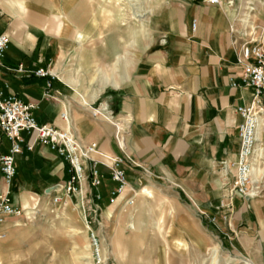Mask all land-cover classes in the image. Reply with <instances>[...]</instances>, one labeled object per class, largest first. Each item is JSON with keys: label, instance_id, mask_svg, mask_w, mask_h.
<instances>
[{"label": "crops", "instance_id": "crops-1", "mask_svg": "<svg viewBox=\"0 0 264 264\" xmlns=\"http://www.w3.org/2000/svg\"><path fill=\"white\" fill-rule=\"evenodd\" d=\"M226 1L153 0L152 36L148 43L145 33L138 36L139 46L130 52L124 42L128 34L122 32L120 41L113 15L104 13L103 4L111 0H0V33L11 37L0 62L1 84L7 95L36 105L39 123L69 128L84 144L95 142L101 153L123 158L127 187L114 201L117 182L108 164L99 165L103 223H109L131 195H142L145 184H159L176 193L178 211L170 224L181 235L175 239L178 247L205 252L213 223L224 238L236 234L252 241L245 247L255 246L264 263V126L252 160L253 196H231L233 175L221 165L238 159L243 118L237 108L252 101L238 63L241 28L235 29ZM136 16L145 13L139 10ZM40 69L48 75H36ZM93 72L100 77L95 79ZM64 112L68 121L62 118ZM128 123L122 151L115 125ZM23 146L16 159V188L18 180L40 177L47 194L69 179L68 165L55 152L42 144L31 151ZM9 147L3 137L1 152ZM97 158L106 161L100 154ZM84 188L89 191L88 182ZM32 192V185L17 192L25 209L30 208L27 195ZM13 220L11 216L0 225V232H6L0 241L2 260ZM82 231L89 236L87 229ZM159 257L161 264H185L194 254L188 260L167 253ZM143 258L152 262V256Z\"/></svg>", "mask_w": 264, "mask_h": 264}, {"label": "rangeland", "instance_id": "rangeland-1", "mask_svg": "<svg viewBox=\"0 0 264 264\" xmlns=\"http://www.w3.org/2000/svg\"><path fill=\"white\" fill-rule=\"evenodd\" d=\"M229 1L225 4L235 18V29L241 28L243 41L252 40L264 47V0H232L231 4ZM103 10L113 15L114 33L120 36V41L122 32L128 34L124 42L130 52L139 46L138 36L145 33V42H149L154 22L153 0H111L108 6L103 4ZM139 10L145 13L143 18L136 16ZM69 63L73 68V56ZM93 73L95 79L100 77L99 73ZM38 179L18 180V188L14 180L10 186L14 203L22 207L19 189L32 185L33 192L27 195L30 208L23 207L26 217H13L12 230H7L1 250L6 260L0 258V264H161L159 256L166 253L182 260L194 254V259L185 264H264L257 248H250L252 241L236 234L224 238L213 223L209 224L210 243L205 252L200 254L189 246L178 247L175 239L181 235L170 224L178 211L176 193L159 184H145L140 190L142 195L137 198L131 195L133 203L120 205L109 223H103L101 213L103 224L96 229L101 231L105 262L97 263L89 236L82 231L86 227L77 200L65 196L60 204H54L53 195H47L45 187L40 188L42 180ZM122 210L127 212L122 214ZM147 255L152 256V262H143Z\"/></svg>", "mask_w": 264, "mask_h": 264}, {"label": "built area", "instance_id": "built-area-1", "mask_svg": "<svg viewBox=\"0 0 264 264\" xmlns=\"http://www.w3.org/2000/svg\"><path fill=\"white\" fill-rule=\"evenodd\" d=\"M213 4H221V0H208ZM2 13H0V23ZM196 29V22L193 23ZM11 43L7 32L0 33V62L5 56ZM238 63L242 66V82L252 89V101L247 106L237 108L243 118L239 124L240 151L234 162L221 161L222 168L233 175L230 185V195L236 193L253 196V157L257 150L260 129L264 126V47L261 44L246 40L240 46ZM24 71L23 65L18 67ZM38 76H47L48 72L40 69L35 72ZM238 83L234 82V86ZM36 105L24 102L14 94H6L1 84L0 74V225L13 217H26L25 209L16 205L11 197L10 186L17 173L16 159L24 151L34 150L37 144H42L55 152L68 165L69 179L64 184H57L47 190L54 204H60L65 196L77 200L85 227L89 233L93 259L97 263L105 262L102 251V239L99 230L101 222V199L98 191L101 185L102 173L99 165L105 164L110 168L112 179L117 187L112 191V201L121 196L127 187V175L122 167L123 158L110 157L99 151L98 144H84L69 128L62 129L51 124H41L36 119ZM96 114V112H94ZM62 118L68 121V114L62 113ZM130 132V124L115 125V140L118 147L126 149V138ZM24 133L28 137L24 136ZM3 137L10 142L9 151L1 152ZM101 155L106 161L97 158ZM108 162V163H107ZM2 182L7 186L3 188ZM88 182L89 191H85L84 183ZM62 194V195H61ZM126 203H133L128 200ZM28 219V218H27ZM6 237V232H0V241Z\"/></svg>", "mask_w": 264, "mask_h": 264}, {"label": "bare ground", "instance_id": "bare-ground-1", "mask_svg": "<svg viewBox=\"0 0 264 264\" xmlns=\"http://www.w3.org/2000/svg\"><path fill=\"white\" fill-rule=\"evenodd\" d=\"M232 3V2H231ZM262 150H263V148H262ZM255 172V171H254ZM123 194V193H122ZM214 252V251H213ZM215 254H216V251L213 253V255H214V257H215Z\"/></svg>", "mask_w": 264, "mask_h": 264}]
</instances>
